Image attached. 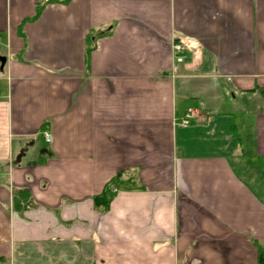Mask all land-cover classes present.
Returning <instances> with one entry per match:
<instances>
[{
    "label": "crops",
    "instance_id": "obj_1",
    "mask_svg": "<svg viewBox=\"0 0 264 264\" xmlns=\"http://www.w3.org/2000/svg\"><path fill=\"white\" fill-rule=\"evenodd\" d=\"M44 1L0 0V264H257L264 0Z\"/></svg>",
    "mask_w": 264,
    "mask_h": 264
},
{
    "label": "trees",
    "instance_id": "obj_2",
    "mask_svg": "<svg viewBox=\"0 0 264 264\" xmlns=\"http://www.w3.org/2000/svg\"><path fill=\"white\" fill-rule=\"evenodd\" d=\"M57 1L61 3H67L70 0H45L42 4H39L36 7L35 16L32 19H35L40 14L45 4ZM87 43L88 47L86 51V56H88V54L92 51V38H88ZM193 102L194 101L192 99L177 100L175 104L176 114L181 108V110H183L182 115H184L189 107L194 106ZM142 189L143 187L138 183L135 177L124 172H118L113 178H111L107 182L102 192L92 199L93 207L96 211L105 212L108 209L109 204L116 193L121 191H138ZM257 264H264V250L258 246Z\"/></svg>",
    "mask_w": 264,
    "mask_h": 264
},
{
    "label": "built area",
    "instance_id": "obj_3",
    "mask_svg": "<svg viewBox=\"0 0 264 264\" xmlns=\"http://www.w3.org/2000/svg\"><path fill=\"white\" fill-rule=\"evenodd\" d=\"M0 43H1V38H0ZM171 49H172V55L174 59L177 61H181L186 52L185 46L180 42H172ZM193 119H194V111L192 109H187L183 117H181L178 120L177 125L181 128H187L192 124ZM41 134H42L43 140L46 143H50L51 141L50 134L46 130L42 131Z\"/></svg>",
    "mask_w": 264,
    "mask_h": 264
},
{
    "label": "water",
    "instance_id": "obj_4",
    "mask_svg": "<svg viewBox=\"0 0 264 264\" xmlns=\"http://www.w3.org/2000/svg\"><path fill=\"white\" fill-rule=\"evenodd\" d=\"M5 58H0V63H1V65L3 66L4 65V63H5Z\"/></svg>",
    "mask_w": 264,
    "mask_h": 264
}]
</instances>
